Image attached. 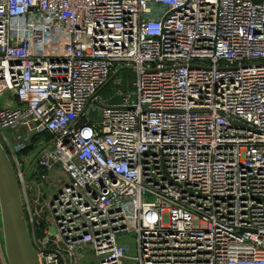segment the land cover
Listing matches in <instances>:
<instances>
[{"label":"built area","instance_id":"built-area-1","mask_svg":"<svg viewBox=\"0 0 264 264\" xmlns=\"http://www.w3.org/2000/svg\"><path fill=\"white\" fill-rule=\"evenodd\" d=\"M0 144L40 264H264V0H0Z\"/></svg>","mask_w":264,"mask_h":264},{"label":"water","instance_id":"water-1","mask_svg":"<svg viewBox=\"0 0 264 264\" xmlns=\"http://www.w3.org/2000/svg\"><path fill=\"white\" fill-rule=\"evenodd\" d=\"M117 70L109 79L112 80ZM0 219L7 264H40L22 204L19 180L0 144Z\"/></svg>","mask_w":264,"mask_h":264},{"label":"rangeland","instance_id":"rangeland-1","mask_svg":"<svg viewBox=\"0 0 264 264\" xmlns=\"http://www.w3.org/2000/svg\"><path fill=\"white\" fill-rule=\"evenodd\" d=\"M119 69H121V71H119L117 73V75L113 78L112 82L114 80H116V79H121L123 81V84H128V83H130V82H132L134 80V78H135V72L133 70L126 69V68H123L121 66H118L115 69V71H114L113 74H115L117 72V70H119ZM100 95H101V97L103 99H107V98H110L111 96H113L114 95V92L111 89V84H109L103 91H101ZM0 231H1V219H0ZM0 236H1L2 245L4 247L2 231L0 232ZM126 242L130 244L131 249H132L133 253L135 254L136 246H135L134 237L127 236ZM95 263H96L95 260H93V259L90 260V264H95Z\"/></svg>","mask_w":264,"mask_h":264},{"label":"crops","instance_id":"crops-1","mask_svg":"<svg viewBox=\"0 0 264 264\" xmlns=\"http://www.w3.org/2000/svg\"><path fill=\"white\" fill-rule=\"evenodd\" d=\"M4 254H5L4 253V248H3L2 241H1V236H0V264H7L6 260L4 258Z\"/></svg>","mask_w":264,"mask_h":264}]
</instances>
